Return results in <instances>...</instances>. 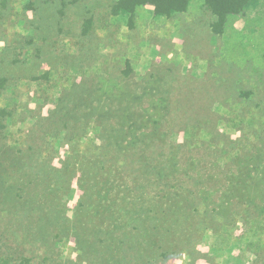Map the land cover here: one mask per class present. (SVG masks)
Instances as JSON below:
<instances>
[{
    "label": "rangeland",
    "instance_id": "374dc122",
    "mask_svg": "<svg viewBox=\"0 0 264 264\" xmlns=\"http://www.w3.org/2000/svg\"><path fill=\"white\" fill-rule=\"evenodd\" d=\"M0 0V264H264V0Z\"/></svg>",
    "mask_w": 264,
    "mask_h": 264
},
{
    "label": "trees",
    "instance_id": "16d2710c",
    "mask_svg": "<svg viewBox=\"0 0 264 264\" xmlns=\"http://www.w3.org/2000/svg\"><path fill=\"white\" fill-rule=\"evenodd\" d=\"M213 14L211 29L216 34H221L226 29L232 16L242 13L249 4L258 0H201ZM191 0H116L113 12L121 17L131 16L134 11L146 3H152L156 16H170L172 13L184 11Z\"/></svg>",
    "mask_w": 264,
    "mask_h": 264
}]
</instances>
